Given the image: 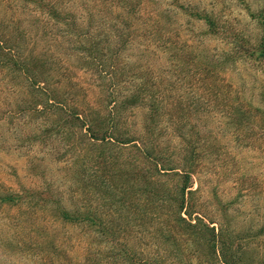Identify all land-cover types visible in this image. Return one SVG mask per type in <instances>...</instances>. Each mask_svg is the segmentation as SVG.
Returning a JSON list of instances; mask_svg holds the SVG:
<instances>
[{
  "label": "trees",
  "instance_id": "obj_1",
  "mask_svg": "<svg viewBox=\"0 0 264 264\" xmlns=\"http://www.w3.org/2000/svg\"><path fill=\"white\" fill-rule=\"evenodd\" d=\"M101 1L103 9L99 10L97 5L88 7L91 15H98L91 25L98 30L96 38L91 41L87 34L81 38L80 59L90 66L97 65L96 71L93 70L96 77L88 83L82 107L68 108L66 99H60L55 91L53 94L48 91L49 75L42 70L47 59L42 49L38 53L35 48L47 37L45 32L33 36L34 33L11 31L0 36V70L8 79L5 84L28 96L33 94L30 105H19L18 117L28 111L46 116L51 126L46 136L62 135L68 142V151H76L78 162L85 167L80 174L82 180L90 177V189H97L94 191L99 202L96 208L79 207L74 212L61 207L55 209L48 207L52 199H40L37 206L50 214L55 210L65 222L93 231L96 241L110 249L107 264H156L144 257L135 245L130 247L124 241L127 232L136 239L138 247V240L146 234L144 240L153 241L160 250L165 249L178 264H186L192 258L193 264H247L248 249L241 246L239 237L233 236L228 224L221 225L200 213L196 203L199 188L194 189V178L200 174L199 166L210 147V153L217 154L215 158L222 157L221 146L211 140L215 133L222 138L223 146L237 143L241 150H261L264 159V81H261V95L253 97L243 95V89H235V83L226 74L238 71V64L247 62L264 78V2L254 12L246 0H240L260 31L258 40L253 42L247 35L236 32L213 9L201 10L181 0H169L168 7L205 25L201 36L222 41L224 48L220 52L210 51L208 46L207 53L198 52L183 42L180 32L164 30L160 21L170 19L163 7L158 10L152 7L158 12L159 35L147 43L140 41L141 60L135 64L127 57L122 59L121 45L134 46L142 33L137 28V13L144 10L145 4L147 9L149 4L157 3L153 0ZM26 2L32 8L38 28L39 24L50 21L69 20L78 24L67 12L61 15L59 4L54 1ZM152 33L146 36H153ZM193 34L188 36L194 38ZM48 37L57 40L61 36L52 33ZM26 42L32 43V47H25ZM103 50H107L106 55ZM104 56L112 67H105ZM150 58L159 62H154L160 64L157 69H152ZM52 64L56 70L60 62L55 59ZM72 67L78 68L73 64ZM142 109L141 120H135L137 110ZM206 111L211 120L219 114L217 127L212 129L209 124H201L198 113ZM84 136L89 141L82 150L79 146L84 145ZM202 148L207 149L204 154ZM261 184L259 181L255 187ZM35 198L39 195L33 192L23 196L0 195V207L22 204L28 207L37 202ZM223 212L228 217V210ZM263 234L264 226L252 238Z\"/></svg>",
  "mask_w": 264,
  "mask_h": 264
},
{
  "label": "rangeland",
  "instance_id": "obj_2",
  "mask_svg": "<svg viewBox=\"0 0 264 264\" xmlns=\"http://www.w3.org/2000/svg\"><path fill=\"white\" fill-rule=\"evenodd\" d=\"M51 1L59 4L61 15L63 11L67 12L78 21L80 27L73 21L66 20V22L41 23L38 28V21L34 20V13L26 0H0V36L2 32L8 34L11 31H19V33L25 31L31 35L34 33L33 36L45 32L47 37L40 40L35 48L38 53L42 49L47 59V65L42 70L49 75L48 91L52 94L56 92L60 99H66L69 103L68 108L83 106L85 105L82 101L83 95H86L88 83L96 77L93 70L96 71L97 65L90 66L80 59L79 53L83 47L81 38H84L85 34L91 41L96 38L98 30L91 25L93 20H97L98 15H91L88 7L97 5L100 10L103 9L104 2L101 0ZM153 1L157 5L151 3L146 9L145 4L144 10L137 13L139 15L136 20L137 28L142 33L139 40L134 41L133 47L124 48V45H121L123 49L120 56L123 60L127 57L129 61L137 64V61L141 60L142 53L138 46L140 41L147 43L149 40L157 39L158 12H154L152 7H156L157 10L163 7L164 14L170 19L169 21H172L169 22L165 18L160 21L165 27L164 30L180 32L181 40L187 42L191 48H197L198 52H206L208 46H211L210 51L215 49L216 52L224 48L222 41L213 39L210 41L207 37L201 36L205 25L189 18L178 9L168 7L169 0ZM181 1L186 5H195L201 10L213 9L214 12L221 14L229 26L233 25L230 27L236 32L247 35L253 42L259 38V28L240 0ZM246 1L254 12H257L264 2V0ZM83 27L86 28L81 29ZM47 33L61 37L53 40L48 37L51 34L47 35ZM149 33L153 36L147 37L146 34ZM191 33H194V38L188 36ZM203 37L204 42H202ZM112 39L115 44V39ZM116 41L122 43L121 39ZM31 44L26 42L25 47L30 48ZM101 47L105 46L101 45ZM103 51V55H106L107 50ZM55 59L60 62L56 70L53 69L52 64ZM102 61H105V67H112L105 56L102 57ZM102 61L100 59V62ZM148 62L153 65V70L160 66V64L155 65L156 61L152 58ZM72 64L77 65L78 68L74 69ZM161 65L166 64L161 63ZM237 67L240 69L236 72H226L227 77L235 83V89H243L241 91L243 95L259 97L261 81H264V78L247 62L238 64ZM4 78L0 70V195L23 196L33 192L37 193L39 198H35L37 202L28 207L24 204L0 207V264H92L93 262L107 264L106 259L110 249L96 241L93 231L83 225L65 222L57 216L55 210L50 214L46 213L45 208L37 206L40 199H52L53 203H48V207L55 209L61 207L66 211L74 212L79 207L96 208L99 202L94 191L97 189L93 187L90 189L92 186L90 177L82 180L80 174L85 167L78 162L76 151H68V142L62 138V135L51 133L50 136H46L47 130H51L49 122H46L48 119L46 116L28 111L18 117L19 105L25 103L30 105L33 94L28 96L11 87V84H5L8 79L3 80ZM255 102L260 103V100ZM142 111L143 109L137 110L135 120H141ZM215 113L213 110V114ZM209 114V111H206L198 113V116L203 121L202 125L209 124L213 129L218 126L219 119L216 117L219 114L212 120L208 118ZM202 125L201 130L204 128ZM87 138L84 136L82 139L84 145L79 146L82 150V146L85 147L89 141ZM221 139L217 137V133L215 138L211 137L213 142L221 146L222 151L219 155L222 157L215 158L217 154L210 153V147L207 157L202 159L199 166L200 174L194 178V189L199 188L196 203L200 213L210 220L215 219L221 225L228 224L233 236L239 237L241 246L248 249L247 264H264V234L252 238V235L264 226L263 153L257 149L241 150L237 143L223 146ZM206 150L202 148L201 153L204 154ZM259 181L262 184L260 187H255ZM100 193L106 195L104 191ZM108 195H111L109 191ZM37 209H40L38 213L34 211ZM224 210H228V217L224 216ZM123 222L127 220L124 219ZM130 226L127 227L131 228ZM144 237L146 234L138 240L140 247L128 232L123 239L125 242L128 241L130 247L135 245L144 257L154 260L156 264H178L171 255L164 252L165 249L160 250L153 241L149 243ZM189 254L191 255L190 251ZM193 263H195L194 258L186 264ZM125 264L129 263L125 262Z\"/></svg>",
  "mask_w": 264,
  "mask_h": 264
}]
</instances>
